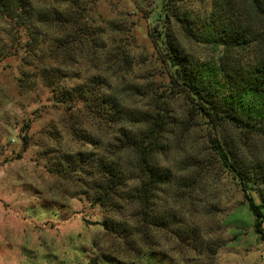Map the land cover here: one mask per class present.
<instances>
[{
	"label": "rangeland",
	"instance_id": "obj_1",
	"mask_svg": "<svg viewBox=\"0 0 264 264\" xmlns=\"http://www.w3.org/2000/svg\"><path fill=\"white\" fill-rule=\"evenodd\" d=\"M170 2L197 25L211 11L212 0ZM89 5L95 22L112 21L119 27L117 36L133 56L130 74L112 76L117 92L131 107H156L170 88L165 49L156 42L161 26L155 13L161 0H95ZM237 5L244 16H252L240 1ZM253 18L264 27V17ZM178 28L197 58L218 57L209 43L189 40L182 26ZM4 40L11 43L7 35ZM39 67L23 47L9 49L0 60V264H264V239L255 232V215L247 202L248 195L257 202L260 198L254 191H242L211 142L212 136L218 137L234 152L246 150L264 159V137L230 125L215 130L205 124L192 126L186 118L187 99L176 98L174 114L180 119L160 155L179 191L177 197H166L165 214L176 217L148 260L147 253H138L141 243L133 228L120 229V223L132 219L93 204L84 192L88 176L80 168L75 178L61 171L66 155L78 158L79 151L95 150L73 127L96 136L105 131L94 125L99 117L92 110L78 111L83 104L69 108L58 102L56 82L46 85ZM26 72L34 74L28 78ZM63 82L73 87L81 81ZM125 232L129 234L124 239Z\"/></svg>",
	"mask_w": 264,
	"mask_h": 264
},
{
	"label": "trees",
	"instance_id": "obj_2",
	"mask_svg": "<svg viewBox=\"0 0 264 264\" xmlns=\"http://www.w3.org/2000/svg\"><path fill=\"white\" fill-rule=\"evenodd\" d=\"M93 1L0 0V60L9 49L23 47L37 58L45 84L56 82L58 102L69 108L81 103L78 111L96 113L99 119L94 125L106 135L73 127V133L95 150L79 151L78 158L66 155L61 171L75 178L80 168L89 178L85 177L88 191L84 192L93 204L132 219L120 223V229L132 227L141 243L138 253H147L151 260L158 237L176 217L165 214L166 197H177L179 191L172 170L160 160L180 119L174 114L176 98L187 99L186 118L192 126L205 124L215 130L230 125L264 137V27L253 18V14L264 17V0H212L211 11L197 25L170 0H161L155 13L161 26L156 42L165 49L170 88L165 99L156 100V107L147 108L131 107L117 92L112 76L130 74L133 56L120 42L116 24L103 25L92 18L89 4ZM239 1L252 16L242 14ZM179 26L189 40L209 43L218 57L197 58L185 45ZM107 40L113 49L107 47ZM25 74L29 78L34 73ZM66 79L81 82L68 87ZM211 142L242 191H254L260 198L257 202L248 195L247 202L255 215V232L264 239V159L246 150L234 152L218 137L212 136ZM103 224L110 226L107 219Z\"/></svg>",
	"mask_w": 264,
	"mask_h": 264
}]
</instances>
